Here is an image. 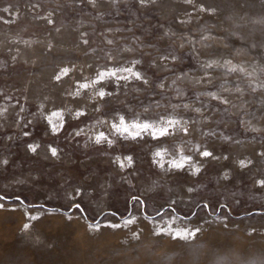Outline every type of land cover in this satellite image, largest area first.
<instances>
[{
  "label": "rangeland",
  "instance_id": "rangeland-1",
  "mask_svg": "<svg viewBox=\"0 0 264 264\" xmlns=\"http://www.w3.org/2000/svg\"><path fill=\"white\" fill-rule=\"evenodd\" d=\"M262 84L264 0H0V264H264Z\"/></svg>",
  "mask_w": 264,
  "mask_h": 264
},
{
  "label": "snow or ice",
  "instance_id": "snow-or-ice-1",
  "mask_svg": "<svg viewBox=\"0 0 264 264\" xmlns=\"http://www.w3.org/2000/svg\"><path fill=\"white\" fill-rule=\"evenodd\" d=\"M217 64H219L221 66V69L225 75L244 73V69L242 67H238V66L234 65L230 59H224L222 61H218L215 59L209 60L206 62V69L212 70L214 68V66ZM252 87H253V91H256L258 88L260 90H262V89H264V84L254 85ZM221 88H223V85L221 86ZM237 91H240L239 86L237 87ZM100 95L103 98L105 93L101 92ZM208 95H211L213 99L217 98L215 92H210V93H208ZM224 103H227V101H224ZM197 111H199V109H197ZM185 132H186V130H185ZM153 139H163V137H153ZM161 148H164V146H161ZM161 148H159V149H161ZM159 149L153 153V160L155 163H157V165L160 169H164V167H165V154L167 152V149H165L164 151H161ZM212 155L213 154L211 152L205 151L202 153V158L211 157ZM226 158L227 157H225V159ZM186 159H189V158L182 157V160H186ZM168 165L170 168L177 169V170H183L186 167V165L184 163L177 162L175 160L168 161ZM193 168H194V171L192 173L193 175H197L201 171V169L199 167H196L195 165H193ZM225 178H227V176H225ZM259 184H260V186H264V181H260ZM188 191L191 192L192 188H188ZM4 199H7V198H4ZM173 203H174V201H173ZM2 206L3 205H0V207H2ZM77 207H79V206H77ZM30 219L36 220L37 217L32 216V217H30ZM132 222H133L132 220H126L125 224H131ZM109 226L113 227V228L119 227V225H109ZM29 227H30V225H28V224L24 225L25 230H27ZM89 227L91 228L92 225H89ZM196 231H198V229ZM156 232L158 235H163V234L171 235L174 239H187L189 236L194 237L196 235L195 231H190L187 228H183V229H180L177 231H172L171 229H169L166 233L162 232L160 229H156Z\"/></svg>",
  "mask_w": 264,
  "mask_h": 264
}]
</instances>
